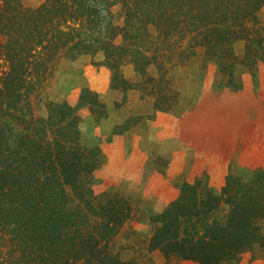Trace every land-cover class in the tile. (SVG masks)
<instances>
[{"label": "trees", "instance_id": "obj_1", "mask_svg": "<svg viewBox=\"0 0 264 264\" xmlns=\"http://www.w3.org/2000/svg\"><path fill=\"white\" fill-rule=\"evenodd\" d=\"M263 9L264 0H0V264H134L116 245L132 204L95 190L102 150L83 138L81 107L103 117L106 106L89 87L75 104L44 94L54 64L100 57L113 88L171 110L180 91L169 74L195 56L230 71L245 42L244 64L264 61ZM151 220V251L233 264L264 249V170L231 172L220 193L185 182Z\"/></svg>", "mask_w": 264, "mask_h": 264}, {"label": "rangeland", "instance_id": "obj_2", "mask_svg": "<svg viewBox=\"0 0 264 264\" xmlns=\"http://www.w3.org/2000/svg\"><path fill=\"white\" fill-rule=\"evenodd\" d=\"M24 1L36 5L42 0ZM258 25L264 28V9ZM245 49V42L236 44L240 57L230 71L203 54L171 71L169 77L180 91L179 103L171 110L157 109L154 99L139 90L113 88L112 70L97 63L100 57L54 64L44 94L75 104L89 87L106 106L103 117L81 107L83 138L102 150L95 190L119 191L132 204L133 216L116 243L126 260L197 264L178 257L168 260L150 250L153 215L178 197L185 182L201 181L220 193L231 172L251 177L264 170V61L244 64ZM6 68L0 58V70ZM124 72L134 77L132 67ZM261 223L264 230V220ZM233 264H264V249L245 252Z\"/></svg>", "mask_w": 264, "mask_h": 264}]
</instances>
